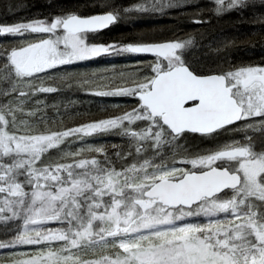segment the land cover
<instances>
[{
  "label": "snow or ice",
  "instance_id": "obj_1",
  "mask_svg": "<svg viewBox=\"0 0 264 264\" xmlns=\"http://www.w3.org/2000/svg\"><path fill=\"white\" fill-rule=\"evenodd\" d=\"M200 3L102 0V12L0 21V264H264V64L202 69L192 33L91 38L133 16L193 9L188 22L200 25L205 12L264 8ZM125 56L150 59L81 71ZM65 87L133 103L68 126L72 115L48 103ZM226 134L241 139L217 142ZM104 135L123 143L89 142ZM193 137L214 144L194 149Z\"/></svg>",
  "mask_w": 264,
  "mask_h": 264
},
{
  "label": "rangeland",
  "instance_id": "obj_2",
  "mask_svg": "<svg viewBox=\"0 0 264 264\" xmlns=\"http://www.w3.org/2000/svg\"><path fill=\"white\" fill-rule=\"evenodd\" d=\"M1 3H9L13 2L14 0H0ZM23 1V0H22ZM202 1L207 0H201L200 7L207 8L204 6ZM84 5L86 7H90V9H98L100 12L104 11L105 9L100 6H93L94 4L102 3V0H83ZM119 3H122L124 5H130L131 3L137 2V0H118ZM23 8V7H22ZM193 10V9H192ZM191 9L184 10V14L180 15V17H189L192 13ZM22 11V10H20ZM17 12L11 13V15H14ZM206 13V12H205ZM239 23H245L249 22V24H256V25H264V23L257 22L255 19H253V16H259L261 14H264V8L257 9L255 13H253L252 10L246 9L242 13H239ZM205 15V14H204ZM165 22L172 24L171 22H175L177 25L173 28L172 26L169 27H163L162 24ZM178 23L182 25V19L176 18V15L174 13H169L165 16L160 15H141V16H133L130 19H124L120 23H117V25H121L124 27H132L134 30L133 39L130 41H136L139 39H143L144 41L148 42H161L165 41L166 39L171 40L170 37H168L170 34L174 35V39L176 37H185L187 31L184 29H180V26H178ZM192 23H190L191 25ZM115 26V25H114ZM113 26V27H114ZM187 28V27H186ZM196 30L192 32L194 36H196ZM92 40L95 43H103V34H94L92 35ZM203 42L201 40L199 43ZM213 42V41H212ZM226 44H223L225 46ZM223 46H218L215 48L213 47V44L207 43L205 46L201 45L196 49L198 53H202V57H207L210 52H212L215 55L221 56V54L224 55L226 50L222 48ZM231 46V42L229 44V47ZM234 46V45H233ZM234 51H232L230 54H227L226 59H224L223 62L219 63V66H222L224 68L229 67L230 65H240V64H259V63H250L249 60L246 62L242 61V57L233 58V55H237L240 53H243L244 48H232ZM231 49V50H232ZM241 49V50H240ZM195 50V51H196ZM194 51V52H195ZM193 52V53H194ZM195 56V54H194ZM199 56L196 54V59ZM192 57V55H191ZM199 58V60H200ZM138 59H150L147 57H137V56H125V57H102L97 60H94L92 62H89V67L82 68L81 71H87L89 73L96 72L97 70H102L105 67H111L112 65H108L106 62L108 60L114 61V66L118 69L130 67L131 61L138 60ZM99 75H108V73H103L102 71L98 73ZM120 98H115L112 100H104L102 98H97L94 96H90L85 94L82 91L77 90L75 87L72 89H68L65 87L64 91H62L59 95L51 96L48 100L49 104H60V112L63 113L65 110L72 115L73 118L69 119L68 116H65L63 118V123L68 126H74L75 124L82 123L86 120L90 119H97L100 118L103 113L100 111L105 105H109V111H119V109H116L112 107L114 104H120L121 107L125 106L126 104L133 103L132 101H127L125 98L123 100L127 101L119 102ZM70 101H76L77 103L72 104L65 109V105H69ZM75 111V112H73ZM50 113L53 114V110L49 109V115ZM76 113H84L83 116H76ZM228 139L235 138V139H241V134H226ZM223 137V136H222ZM219 139V138H218ZM194 140V139H193ZM195 141V140H194ZM89 142L91 143H106V144H112V143H123L121 138L114 136V135H104L96 138H90ZM219 142H223L222 139H219ZM191 145V144H189ZM73 148L76 147V145H72ZM53 154H55V150H53ZM117 167H119V163L117 164ZM91 255V254H90Z\"/></svg>",
  "mask_w": 264,
  "mask_h": 264
},
{
  "label": "trees",
  "instance_id": "obj_3",
  "mask_svg": "<svg viewBox=\"0 0 264 264\" xmlns=\"http://www.w3.org/2000/svg\"><path fill=\"white\" fill-rule=\"evenodd\" d=\"M202 3L206 7L211 6L209 4V0L202 1ZM77 7L80 12L86 15L100 12L98 9L92 10L90 7H86L83 0H14L13 2L9 3H1L0 1V21L11 23L21 20H28L31 18L48 16L53 12H58L61 10L76 9ZM14 12L17 13L11 15V13ZM170 13H174L176 18L182 19V25L178 23V26H180V29L186 30V34L192 33L194 30H196V38L199 46L200 44L205 46L207 43H210L216 48L217 45L223 46V44H226L222 47L226 50V52L224 55L221 54V56L210 52L207 57L200 58L202 53L199 54L197 50H194L195 52L193 51L194 53L191 54L192 57L190 55L189 58L193 63L197 64L202 69L207 70L218 67L219 63L226 59L227 54H230L232 51H234L232 48L236 47L244 48V50L243 53L233 55V58H237L240 55L243 62L249 60L250 63L264 64V25L260 26L256 24H249V22L239 23L237 19H239L240 14L235 11L226 13L219 18L215 17L209 12H206L205 17L210 19V23H204L200 25H190L188 22V17H180L176 11H171ZM171 23L172 24L165 22L162 25L163 27L172 26L173 28L175 25H177L175 22ZM134 33L135 32L132 27H124L116 24L109 30L99 32L97 34L104 35L103 43H110L113 41L126 43L133 39ZM168 37L174 39L173 34H170ZM201 40H203V42L199 43ZM230 42L231 46L229 47ZM196 54L199 55L197 56V59ZM118 100L119 102L125 101L123 98ZM126 102L127 101H125V103ZM50 115L53 114L50 113Z\"/></svg>",
  "mask_w": 264,
  "mask_h": 264
},
{
  "label": "flooded vegetation",
  "instance_id": "obj_4",
  "mask_svg": "<svg viewBox=\"0 0 264 264\" xmlns=\"http://www.w3.org/2000/svg\"><path fill=\"white\" fill-rule=\"evenodd\" d=\"M219 139H222L224 141V140L228 139V137H227V135H224L223 137L222 136L219 137ZM219 139L217 140V142H219ZM188 143L191 144L190 146L193 147L194 149L210 148L214 144L213 141L204 140L203 138H200V137H193L189 140Z\"/></svg>",
  "mask_w": 264,
  "mask_h": 264
},
{
  "label": "water",
  "instance_id": "obj_5",
  "mask_svg": "<svg viewBox=\"0 0 264 264\" xmlns=\"http://www.w3.org/2000/svg\"><path fill=\"white\" fill-rule=\"evenodd\" d=\"M113 26H114V25H113ZM113 26H111L110 28H112ZM110 28H108V29H105V30H103V31H101V32L107 31V30H109Z\"/></svg>",
  "mask_w": 264,
  "mask_h": 264
}]
</instances>
